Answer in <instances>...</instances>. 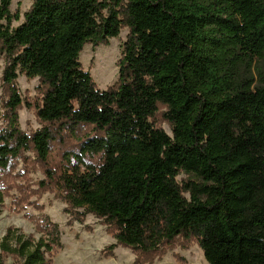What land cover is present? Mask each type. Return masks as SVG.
Masks as SVG:
<instances>
[{
	"label": "trees",
	"instance_id": "16d2710c",
	"mask_svg": "<svg viewBox=\"0 0 264 264\" xmlns=\"http://www.w3.org/2000/svg\"><path fill=\"white\" fill-rule=\"evenodd\" d=\"M12 1L0 0V174L35 154L40 186L100 219L135 264L178 239L208 264H264V0H32L16 28ZM124 28L118 82L101 91L80 55ZM19 75L40 82L26 104L41 124L31 134L19 126ZM43 233L9 229L0 264H52L60 232Z\"/></svg>",
	"mask_w": 264,
	"mask_h": 264
},
{
	"label": "rangeland",
	"instance_id": "374dc122",
	"mask_svg": "<svg viewBox=\"0 0 264 264\" xmlns=\"http://www.w3.org/2000/svg\"><path fill=\"white\" fill-rule=\"evenodd\" d=\"M31 5L32 0L12 1V14L19 11L21 16L20 22L12 23L14 28L24 22V15ZM128 34L129 30L124 28L119 38L97 47L86 45L80 55V63L101 91L118 82V63ZM4 69V54L0 50V130L7 126L4 104L9 96L8 87L3 82ZM255 69L264 71V61L258 60ZM17 87L23 100L22 109L18 112L19 126L25 133L31 134L41 129V124L35 111L30 110L26 104L40 97V82L39 79L29 80L19 75ZM159 126L172 136L171 126L167 122L160 119ZM72 147L74 143L69 142L62 149L57 148L51 156V162L58 166L62 151ZM185 179L187 177L182 174L178 181L182 183ZM45 180V167L31 152L25 153L9 174H0V242L11 228L20 229L28 236L39 239L51 223L58 226L61 245L52 258V264H135L134 252L118 245L108 226L84 210L69 212L61 193L54 187L40 186ZM113 245L115 247L111 249ZM3 264L17 263L11 257H4ZM151 264L208 263L196 241L178 239L165 250L163 257L156 258Z\"/></svg>",
	"mask_w": 264,
	"mask_h": 264
}]
</instances>
